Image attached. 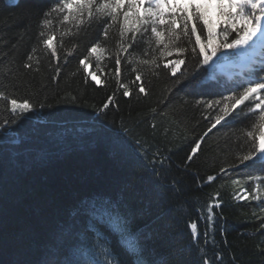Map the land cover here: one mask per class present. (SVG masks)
<instances>
[{
  "label": "trees",
  "instance_id": "obj_1",
  "mask_svg": "<svg viewBox=\"0 0 264 264\" xmlns=\"http://www.w3.org/2000/svg\"><path fill=\"white\" fill-rule=\"evenodd\" d=\"M37 2L51 6L52 0ZM40 19L35 11L22 18L12 3L0 0V91L20 102L27 99L34 107L24 119L4 125L5 119L16 117L7 101L0 99V184L6 191L3 222L8 237L0 247V261L17 264L46 254L43 243L21 248L14 238L32 203V187L47 183L64 197L61 215L49 224L52 230L71 221L79 201L99 197L119 204L131 216L133 228L145 234L158 232L149 243L166 264H203V259L212 264H264V229L260 227L264 194L260 200L238 199L243 191L253 195L256 184L246 183L247 170L237 166V156L247 150L245 133L252 130L251 122H241L238 108L227 124L222 122L208 132L224 104L231 103L223 97L239 93L257 75L236 71L234 80L212 79L219 58L235 55H220L210 67L197 70L191 45L183 38L180 46H187V52L180 58L187 56V63L172 76L171 69L163 65L177 58L175 50L171 56L161 57L160 46L149 30L138 33L135 45L121 55L117 78L115 56L122 15L117 23L94 13L77 32L73 23L62 24L53 14V24L46 31L54 34L58 59L38 37ZM97 40L107 51L99 68L93 57L90 63L86 61L85 71L79 61ZM69 51L72 56L67 55ZM154 58L159 66L143 63ZM25 63L31 67L25 68ZM137 73L141 81L136 80ZM141 83L146 95L139 92ZM125 87L130 90L127 97ZM209 100L212 108L206 106ZM105 103L109 107L101 112ZM253 120L258 122L257 117ZM197 141L200 148L188 161ZM208 176L216 179L209 182ZM153 182L161 186L159 195L151 190ZM260 191L264 192V184ZM209 204L219 207L209 209ZM100 215L98 211L97 217L89 214L77 221L85 229L86 242L96 238L87 228L89 220L96 229L111 231ZM209 215L212 221H208ZM192 222L198 224V240L193 239ZM94 255L103 260L100 250ZM86 256L82 248L76 258Z\"/></svg>",
  "mask_w": 264,
  "mask_h": 264
},
{
  "label": "snow or ice",
  "instance_id": "obj_2",
  "mask_svg": "<svg viewBox=\"0 0 264 264\" xmlns=\"http://www.w3.org/2000/svg\"><path fill=\"white\" fill-rule=\"evenodd\" d=\"M12 7L20 10L22 18L31 17L34 11L40 15L38 37L43 46L51 50V56L57 59V50L53 45L54 34L48 35L46 31L53 24V14H56V18L62 24L73 23L77 32L82 25L92 20L94 13L108 16L117 23H120L119 17L122 15L123 23L120 24V40L117 43L118 51L115 56L117 78L121 72V55L135 45L138 33L143 35L149 30L156 44L160 46L161 57L171 56L173 49L175 50L177 58L163 65L164 69L171 67L172 76L177 75L178 65L187 63V56L184 59L180 58L187 52V46H180L183 38H186L187 44L191 45L197 70L210 67L220 55L226 53L242 55L264 49V0H100L99 3L97 0H52L51 6L40 4L37 0H13ZM213 14L216 19H213ZM129 33H131L130 37ZM103 35L105 39L108 38L107 26ZM192 37L195 38L194 43ZM32 51L35 52L36 49L33 48ZM106 51L99 40L92 42L91 46L87 47L88 55L79 62L87 71L89 65L86 61L90 63L95 57L96 67L99 68L101 66L99 62L104 58ZM67 55L72 56L73 52L69 51ZM32 59V55L29 54L28 60L32 61ZM143 63H156L159 66L155 58L152 61L145 60ZM24 67L30 68L31 64L25 63ZM261 71H264V68ZM56 72H60L59 67L56 68ZM88 74L97 84L101 83L95 73ZM136 80H142L139 73L136 75ZM139 92L147 94L143 83L139 86ZM123 95L126 97L130 95L127 87ZM0 99L7 101L10 113L16 117L11 121L5 119L4 125L15 124L18 120L24 119L27 113L34 111L33 105L27 99L20 102L3 91H0ZM108 100L111 101L112 97L109 96ZM223 100L231 103L224 104L214 117V123L208 132L222 125V122L227 124V118L232 117L234 110L238 108L241 122L244 120L251 122L252 130L245 133L247 150L237 156V166L243 165L247 170L246 183L251 181L256 184L253 195L249 196L245 192L240 198L260 200L261 195L264 194L260 191L261 184H264V75L249 78L247 86L243 87L242 91L233 92L232 95L223 97ZM200 103L202 101L197 100V104ZM220 103L221 101H215L216 105ZM241 105L244 107L240 108ZM206 106L212 108L213 101H207ZM108 107L109 104L105 103L100 111L103 112ZM254 117L258 118V122L253 120ZM208 132H205L204 136H207ZM203 138L201 137V140ZM199 148L200 142L197 141L196 147L192 148V154L188 156V161L193 159ZM153 164L155 165V160ZM224 171L222 168L221 172ZM215 179V176L207 177L209 182ZM151 190L159 195L161 186L153 182ZM163 191H174V189L163 188ZM30 195L32 203L28 212L22 217V228L16 234L14 241L21 248H30L34 244L43 243L46 254L43 258L21 260L17 264H166L163 258H158L154 245L149 243L155 240L158 232L145 234L142 229L133 228L131 216L122 211L119 204H113L99 197L79 201L74 205L71 221H65L63 225L52 230L49 224L61 215L63 193L52 189L47 183H40L32 187ZM5 199L6 191L0 184V247L8 242L3 222ZM208 207L211 209L219 205L209 204ZM98 211L101 213L99 218L109 224L111 231L102 232L89 220L87 228L96 233V238L86 242V237L83 235L85 229L78 225L77 221H83L89 214L97 217ZM207 219L212 221L213 217L209 215ZM260 219L262 220L260 227L264 229V218ZM189 227L193 239L198 240V224L192 222ZM82 248L87 251V256L84 259H77ZM96 250H100L103 260L95 258ZM0 264L3 262L0 261ZM203 264H212V261L203 259Z\"/></svg>",
  "mask_w": 264,
  "mask_h": 264
},
{
  "label": "rangeland",
  "instance_id": "obj_3",
  "mask_svg": "<svg viewBox=\"0 0 264 264\" xmlns=\"http://www.w3.org/2000/svg\"><path fill=\"white\" fill-rule=\"evenodd\" d=\"M5 2L8 3V4H11V3H13V0H5ZM213 19H216L215 14H213ZM262 52H263V54H262L263 56L260 55V53H262ZM245 55L242 56V55L236 54V60L240 62V61H242V59H244L243 62L245 63L246 62V58H250V61H253V64L248 65L247 63H245L246 64L245 69H242V71H244V72L246 71L247 74H248V73H250L252 71V69L254 67H258L261 64L264 67V49H257L255 52H251L250 51V52H248V55H247V53H245ZM259 56H261V57H259ZM175 59L176 58H173V59L171 58V60H169V61H172V60H175ZM181 65H178V71L180 70ZM232 68H238V69L241 70V68H243V67H240L239 64H236V63L232 62L231 60H229L227 58V55H223L220 58L219 63L216 65L215 74H214V76L212 78H216L218 76H226L227 78L231 79V78H233V76H232V74L229 71ZM169 69H171V67H169ZM262 75H264V71H262ZM244 195H245V193H243L242 195L238 196V198L241 199L240 197H242Z\"/></svg>",
  "mask_w": 264,
  "mask_h": 264
}]
</instances>
